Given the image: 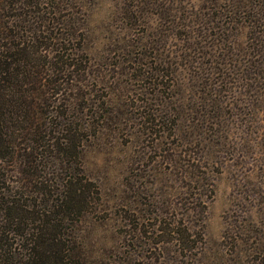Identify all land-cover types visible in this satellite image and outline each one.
<instances>
[{"label": "rangeland", "instance_id": "374dc122", "mask_svg": "<svg viewBox=\"0 0 264 264\" xmlns=\"http://www.w3.org/2000/svg\"><path fill=\"white\" fill-rule=\"evenodd\" d=\"M53 1L52 67L88 56L96 80L86 115H68L90 123L82 167L97 190L66 223L73 261L264 264V82L246 72L264 69V0Z\"/></svg>", "mask_w": 264, "mask_h": 264}, {"label": "trees", "instance_id": "16d2710c", "mask_svg": "<svg viewBox=\"0 0 264 264\" xmlns=\"http://www.w3.org/2000/svg\"><path fill=\"white\" fill-rule=\"evenodd\" d=\"M46 1L11 0L0 28V264H81L69 253L66 223L77 221L97 195L82 167V149L93 135L86 134L90 123L77 124L68 118L79 107L81 114L88 110L96 80L87 66L88 56L74 64L70 53H65L62 70L52 67L55 62L49 60V44L43 40L47 42L49 24V38L58 39L53 30L59 21L54 25L48 19L55 14ZM19 6L33 10H25L22 17ZM259 7H264V1ZM256 19L259 22L261 15ZM61 22L69 43L70 19ZM64 46L60 44L57 51L65 50ZM260 48L261 44L262 54ZM259 60L256 69L246 71L249 81L264 82ZM78 70V79L62 80ZM8 163L13 164L12 170ZM9 173L16 175L11 179Z\"/></svg>", "mask_w": 264, "mask_h": 264}]
</instances>
